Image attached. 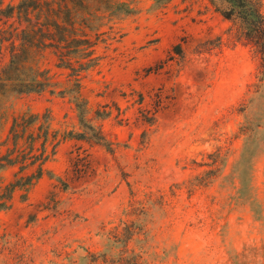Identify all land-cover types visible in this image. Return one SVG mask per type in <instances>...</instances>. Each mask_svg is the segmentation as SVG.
Wrapping results in <instances>:
<instances>
[{"label":"rangeland","instance_id":"374dc122","mask_svg":"<svg viewBox=\"0 0 264 264\" xmlns=\"http://www.w3.org/2000/svg\"><path fill=\"white\" fill-rule=\"evenodd\" d=\"M115 1L131 13L101 28L99 64L79 92L113 152L62 140L41 180L0 210V264H92L91 255L116 256L121 248L106 233L123 223L139 228L128 247L145 264H264L257 59L230 44L229 24L207 0ZM182 38L189 41L183 60L172 53ZM216 38L219 49L195 55L197 43ZM54 63L44 54L32 62L50 71L58 91L67 78ZM27 111H49L61 135L80 132L70 95H10L0 105V139ZM104 111L110 115L97 120L95 112ZM144 114L154 122L145 123ZM244 126L250 132L243 134Z\"/></svg>","mask_w":264,"mask_h":264},{"label":"trees","instance_id":"16d2710c","mask_svg":"<svg viewBox=\"0 0 264 264\" xmlns=\"http://www.w3.org/2000/svg\"><path fill=\"white\" fill-rule=\"evenodd\" d=\"M207 2L229 24L225 34L230 44L241 45L257 59L259 81L263 82L264 0ZM130 13L126 4L115 0H16L7 5L0 2V105L10 95H70L80 126V132H68L65 136L52 130L49 111L43 114L27 111L12 118L6 135L0 139V210L12 206L16 192L26 196L41 180L46 163L62 140L93 141L108 153L113 152L101 129L88 118L89 110L79 92L82 78L99 64L96 47L105 35L101 28ZM188 42L186 38L180 39L172 53L183 60V45ZM221 46L219 38L206 40L197 43L194 52L196 56L209 54ZM43 54L52 56L54 67L66 73L65 88L56 91L60 84L53 80L50 71L32 64L34 56ZM109 115L108 111L95 112L97 120ZM143 121L152 124L154 118L144 114ZM241 132H250L249 126L242 127ZM5 173L9 175L7 182L2 179ZM122 225L121 230L114 227L106 233L121 248L119 254L91 255L92 264H145L128 247L136 240L139 228L133 223Z\"/></svg>","mask_w":264,"mask_h":264}]
</instances>
